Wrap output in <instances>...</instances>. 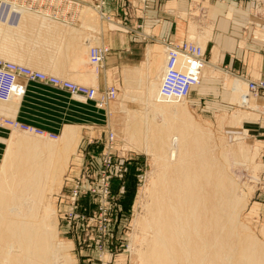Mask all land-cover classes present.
I'll return each instance as SVG.
<instances>
[{
  "label": "bare ground",
  "instance_id": "1",
  "mask_svg": "<svg viewBox=\"0 0 264 264\" xmlns=\"http://www.w3.org/2000/svg\"><path fill=\"white\" fill-rule=\"evenodd\" d=\"M9 1L0 0V17L7 15L5 6L1 5L13 4ZM15 7L11 15H7L5 27L2 17L0 19V26L4 27L0 29V57L26 67L63 73L69 52L72 50L73 56H79L80 39L76 31L61 30L58 25L57 29L54 22L35 25L30 12ZM8 17L16 19L12 22ZM89 22L93 24L92 19ZM191 30L196 32L194 27ZM207 33L208 26L199 32L203 37ZM86 40L85 47L89 49L91 40ZM160 44L165 50V68L152 81L143 100L149 108V116L143 121L131 117L135 119L133 127H126L131 139L147 143L146 151L154 156L157 170L155 180L153 178L147 189L145 215L135 224L143 235L144 248L138 254L140 264H264V246L237 220L244 197L215 158L217 143L211 131L185 110L183 104L188 97L163 92L169 72L168 52L172 47L191 44L204 55L202 59L192 60L189 55L175 52V72L187 75L190 65L184 61L193 62L192 73L198 81L193 88L199 86L203 78L211 77L214 69L204 65L205 53L199 46L165 40ZM95 48L108 49L93 47L89 50V63L98 70L104 59L92 62L90 51ZM124 77L129 80L130 89L136 86L138 78L133 69L126 70ZM25 85L22 79L13 82L6 100L12 101L20 95ZM238 95L240 97V92ZM73 96L84 100L80 95ZM0 118L5 129L17 133L9 140L0 164V264H56L66 247L56 242V224L47 196L57 194L62 187L67 154L74 153L81 140L79 128L65 126L53 141L55 135L33 127L23 129L17 120ZM244 119L245 115L236 113L229 124L238 125ZM6 120L12 124L4 123ZM223 120L221 118L220 123ZM238 140L235 138L236 142ZM219 144L226 161L247 157L240 146L228 149L221 140ZM262 233L264 235V228Z\"/></svg>",
  "mask_w": 264,
  "mask_h": 264
},
{
  "label": "rangeland",
  "instance_id": "2",
  "mask_svg": "<svg viewBox=\"0 0 264 264\" xmlns=\"http://www.w3.org/2000/svg\"><path fill=\"white\" fill-rule=\"evenodd\" d=\"M109 1L21 0L18 3L17 0H10L9 2H13V4L1 5L5 6L4 14L7 11V15H11L10 11L15 6L18 10L30 12L35 25L53 24L52 21L48 22V17L57 20L65 19L66 25L74 29H80L85 24L82 30H75L80 39L78 42L80 43L78 44L79 56H73L71 50L68 62L66 61L65 67H63L65 69H63V73L61 71V74L35 67H26V65H20L0 57V60L5 64L19 65L36 72L52 75L90 89L94 88L96 92V100H83L74 97L67 91L39 82L34 83L52 88L61 92L62 95L45 94L46 98L36 100L34 110L29 113L33 122L37 125L38 123H47L51 126L72 125L75 122H80L74 118L77 116L83 120L81 122L84 124L83 128L79 127L78 131L81 138L77 151L78 156L76 151L74 153L70 151L67 154L62 187L57 194L48 195L50 198L47 196L56 224L54 229L56 242H61L66 247L62 258L56 259V264H140L138 254L144 248L141 229L135 224L145 215V205L148 201L147 189L155 180L157 170L154 156L151 152L147 153L146 151L149 147H147V143H137L131 139L126 132V127H133L132 121L135 119L133 120L131 117L143 121L144 117L149 116V108L143 100L146 99L147 89L156 78H152L150 75L156 53L154 50L148 49L146 61L143 64L136 61L141 58L139 56H121L120 59L124 65L118 67L119 69L107 70L109 82L105 87H100L96 82L93 85L81 82L74 75L82 71L88 73L91 78L96 79L99 75L102 77L104 63L110 52L109 47L100 42L103 35L102 29L109 26L107 23L111 24V28L125 30L131 35L132 44L143 45L152 42L149 41L151 33L145 28L143 20L156 1L116 0L119 5L123 6V17L110 15L105 11ZM262 3L264 4V2ZM263 4L258 13L256 12L257 7H255L250 14L260 15L262 16L260 19L264 20ZM7 15L1 16L4 24L1 25L4 27ZM197 17L199 18L192 23L196 32L190 30L191 37L189 36L187 42L199 46L204 51L207 61L205 43L209 38L204 42L198 36L199 32H202L209 24L202 18H205L204 13L199 12ZM12 19L16 18L8 17V20L12 21ZM89 19L93 20V24L89 22ZM130 21L133 23L129 24ZM88 24L93 25V28H89ZM2 26L0 29L4 28ZM56 26L57 24H55ZM251 26L257 32L256 36L258 33L259 35L264 34V22L261 21ZM45 30L40 32L46 33ZM83 30L90 36L85 38L91 40L89 49L81 47L83 38L79 36V32H83ZM258 39L264 43V39ZM160 41H158L159 44ZM87 42V40L84 42V46ZM160 46L162 52L160 59H163L164 62L158 64L159 72L165 68V50L162 45ZM93 47L108 49L98 70L89 63L88 53ZM206 61L204 65H208ZM210 68L215 67L211 66ZM129 69H133L138 78L136 86L131 89L129 80L124 77L126 70ZM215 69L211 75L212 79L217 78L222 83L225 81L224 86L229 88L228 91H223L218 82L214 84L202 82L193 91L191 97L184 100L183 106L197 123L211 131L219 145L215 144V158L223 165L224 172L231 180L233 179L232 182L236 185L238 192L244 197L243 204L237 213V220L249 234L264 246L262 233L264 228V163L261 158L262 153L251 132H244L245 129L249 130L251 125L257 123L256 119L264 116V101L261 99H264L263 93L256 96L251 95L248 92L247 84L258 80L264 82V78L243 83L235 73L227 74ZM153 74L154 72L152 76H154ZM238 77L243 76L238 75ZM23 82L25 83V81ZM109 93L110 96H107ZM229 96L233 97L232 104L226 102ZM20 97L21 95L13 97L12 101L0 99V105L4 108L15 106L23 98ZM64 108H67L68 111H65ZM63 111L65 112V114L62 113L64 119L61 120L59 117ZM236 113L245 115V119L238 125L229 124L231 117ZM0 117L11 119L6 116ZM221 118L224 119L223 123H220ZM20 123L55 135L56 139H50L53 141H56L60 134L46 131L36 125ZM42 138L49 139L46 136ZM235 138H239V140L236 142ZM220 140L229 146L228 149L242 147L247 153V157L226 161L227 158L225 159L221 155ZM241 164L242 166H240Z\"/></svg>",
  "mask_w": 264,
  "mask_h": 264
},
{
  "label": "crops",
  "instance_id": "3",
  "mask_svg": "<svg viewBox=\"0 0 264 264\" xmlns=\"http://www.w3.org/2000/svg\"><path fill=\"white\" fill-rule=\"evenodd\" d=\"M155 1L156 3H154L148 13H146L143 20L145 28L151 33V35L149 36V41L152 42L143 45L132 44L133 41L131 35H129L125 30L113 29V27H110L111 24L107 23V25L109 26H106V28L102 27L104 29H102L103 35L100 38V42L106 44L109 47L110 52L104 63L105 66L101 75L102 77H99V75L96 79L91 78L88 73L80 71L76 74L77 76L74 75L75 78L77 80H81V82H87L92 85L94 84V82H96L100 87H105L109 82L107 77V70L112 68L119 69L118 67L124 65V63L120 59L121 56H139L141 57V60L137 59L136 61H139L141 64H143L146 61V52L148 49L154 50V52L156 53V59L153 61L150 69L151 77H156L160 69H157L158 64L164 62L163 59H160V56H162V52L160 49L161 44H159L158 41L165 40L178 45H182L183 43L187 42L189 36L191 37L190 30L191 27H193L192 23L197 18H199L197 17L199 12L204 13L205 18H202L209 24L207 36L203 37L200 34L198 36L199 38L204 40V42L209 38L205 43V49L208 55L207 61L205 58L206 63L208 62L207 64L210 67H215L218 71H223L227 74L235 73V75H237V78L240 79L243 83L249 80L264 78V43H262L258 39H264V34H262L261 37L256 36L257 32L254 31L253 27L251 26L255 25L256 23H260L261 21L264 22V20H261L262 16L260 15L253 16L250 14L255 9V7H257L256 12L258 13L264 0ZM122 9L123 6L119 5L116 0H110L106 6L105 11L110 15L123 17ZM48 19L59 25L61 29L69 28L73 31H80L85 25L84 24L80 29H74L66 25L67 21L65 19L57 20L53 17H48ZM131 23L133 22L130 21L129 24ZM191 32L195 31L191 30ZM79 36L83 38V42L81 43V47L83 49L85 47V38L90 36L89 34L84 32V30L83 32H79ZM213 59L214 62L212 61ZM152 71L154 72V76H152ZM238 75H241L243 77H238ZM245 77H249L251 79H247ZM202 82L213 84L215 82H218L223 91H228L229 89L224 86L225 81L222 83L220 80L218 81L217 78H203L200 85L202 84ZM199 86L193 88L190 91L188 98L191 97L193 91H195ZM45 94L62 95L61 92H58L52 88H47L39 84L29 83L27 84L25 95L17 105L5 108L0 105V116H6L22 123L36 125L45 129L46 131L58 134H61V131L65 126L83 128L84 124L81 122L83 120L79 119L77 116L73 117L80 122H75L72 125L59 124L57 126H51V124L47 123H38L37 125L35 122H33L34 120L30 118L29 113L34 110L36 100L46 98ZM65 97L68 98L67 95H65ZM261 99L264 101L263 98ZM231 100H233V97L229 96L227 97L226 102L232 104ZM64 110L68 111L67 108H64ZM62 113L65 114V112H61V116L59 117V119L61 120L64 119L62 117L64 116V114ZM258 116L261 115L258 114ZM256 120H258L257 123L251 125L252 127H250L249 130L245 129L244 132H251L252 137L254 138L257 146L262 153L261 158L264 163V116H261L260 119ZM15 135H17V133L5 129L0 125V164L3 161L6 148L9 145V140ZM79 147L80 146H78V148ZM78 148L76 150V153L78 151Z\"/></svg>",
  "mask_w": 264,
  "mask_h": 264
},
{
  "label": "built area",
  "instance_id": "4",
  "mask_svg": "<svg viewBox=\"0 0 264 264\" xmlns=\"http://www.w3.org/2000/svg\"><path fill=\"white\" fill-rule=\"evenodd\" d=\"M174 49V50H172ZM171 51L168 52V68L169 72L167 75L166 82L163 87L164 94H169V92H172L175 95L178 96H184L188 97L191 89L198 84L197 78L192 73L193 66L191 65L190 60H198L202 59L204 56L201 54L200 50L197 47H194L191 44H183L181 48H178L177 46L172 47L169 49ZM90 55L92 58V62H101L106 53L107 50H104L102 48L99 49H91ZM182 54V55H189L191 57L190 60L184 61L187 62L188 65H190V68H187V75L175 72L173 69L176 65V53ZM196 55V56H195ZM195 63V62H194ZM18 79H22L26 82V87L28 83H35L39 82L45 85H49L51 87L58 88L63 91L69 92L71 95H80L84 97L86 100H96V92L94 89H90L83 86H78L75 84H72L68 81L60 80L52 76L45 75L40 72H35L32 70H29L25 67L21 66H12L9 64L3 65L2 61H0V99H6L9 91L10 86L13 82H18ZM26 87L23 88L22 92H20V95L22 98L26 93ZM250 94L251 95H258L259 93H263L264 95V82L258 81V82H251L248 84ZM260 91V92H259ZM114 94V92H112ZM107 96H110V93L107 94ZM98 100V99H97ZM15 122V121H13ZM4 123L12 124L10 121L6 120ZM0 125L3 126V120L0 118ZM16 125V122H15ZM20 127L23 129H27L30 126L24 125L20 123Z\"/></svg>",
  "mask_w": 264,
  "mask_h": 264
}]
</instances>
